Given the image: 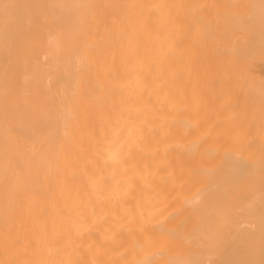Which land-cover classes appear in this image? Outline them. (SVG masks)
Listing matches in <instances>:
<instances>
[{
	"label": "bare ground",
	"instance_id": "obj_1",
	"mask_svg": "<svg viewBox=\"0 0 264 264\" xmlns=\"http://www.w3.org/2000/svg\"><path fill=\"white\" fill-rule=\"evenodd\" d=\"M0 264H264V0H0Z\"/></svg>",
	"mask_w": 264,
	"mask_h": 264
}]
</instances>
